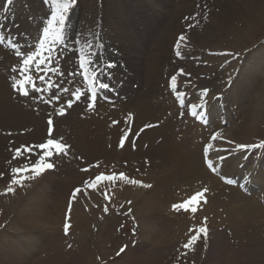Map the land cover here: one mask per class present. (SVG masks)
Listing matches in <instances>:
<instances>
[{
	"label": "rangeland",
	"instance_id": "rangeland-1",
	"mask_svg": "<svg viewBox=\"0 0 264 264\" xmlns=\"http://www.w3.org/2000/svg\"><path fill=\"white\" fill-rule=\"evenodd\" d=\"M231 4L254 5L257 8L250 16V12L245 15V12H248L247 6H242L241 16L234 13L230 17V25L236 27L238 31L229 30V25L224 23L218 26V30L211 28L209 24L213 23L214 12H221L220 5ZM7 5V0H0V36H4L6 41L13 39L21 43L25 40L35 43L38 32L42 31L40 21L50 18L51 4L45 3L44 0H13L11 5ZM262 16L264 18V0H78L65 30L66 43L71 46L73 40L79 35L88 36L89 30L94 29L104 44L103 49H97L98 53H102L100 58L118 62L117 68L112 70V80H116V84L118 82L124 84L119 88L124 97L121 104L110 108L96 102L95 106L104 107L98 108L97 117L91 118H89L88 110H85L86 101L75 100L71 95L72 92L81 89L77 53L65 50L62 46L57 47L59 56L57 52L53 53L54 60L58 59L55 66L63 75L43 70L40 73V70L33 67L30 74L33 76L34 85L42 91L33 93L32 85H27L30 96L25 98L18 95L11 87L13 76H19V73H14L12 68H20V58L15 56L7 42L0 44V173L3 174L0 175V220H2L0 221V247L2 246L0 264H7L5 262L8 260L4 250L9 251L7 247L9 243L5 244V242L12 241L18 245L21 240L33 245L34 249L21 244L24 250H29V257L32 258L30 264L38 259L46 262V258H51V261L47 259L48 263L45 264H264V217H260L263 215L264 206L260 200L254 199L255 193L249 199L241 195L236 188L220 189L221 185H217V188L212 189H219L215 198L211 202V197H205L206 202L202 201V204L209 206L210 211L216 209L218 205V208L213 211L222 213L226 210L224 205L233 201L244 210L242 216L238 215V218L243 219L239 227H232L227 222L225 225H219V219L214 218L213 222L216 223L210 224L207 240L201 238L190 249H184L182 245L187 242L185 237L188 234H194L190 233L189 229L196 228L194 219L199 218L197 213L193 215V225L184 211H176L174 219L168 217L169 211L166 209L154 212L155 215L152 214V210L147 213L138 210L139 214L134 212L133 200L137 206L143 197L141 192L150 190L151 187L143 191L139 190L136 184L116 180L115 182H99L96 188H86L77 193L71 204L79 203L81 212L89 219L88 226L91 233L86 239H79V229L74 230L75 210L71 209L72 206H70L69 216L64 219V212L59 213L58 201L56 203L51 201V198L64 199L62 198L65 196L64 189H67L69 194L72 187L84 184L89 173L82 171V166H92L96 163L99 165V158L106 157L108 162L115 160L116 164L130 162L129 165L134 166L133 170L141 171L142 169L146 174V178L143 179L152 183L154 179L164 175L161 172L166 165L162 169L161 163L165 161L168 154L165 153L168 151V141H173L171 148L174 147L180 151L181 158L185 152L183 150L186 148L189 150L194 146L190 143L189 136H185V140L184 137L181 138L173 132L174 129L177 130V126L174 128V126L170 127L169 122L164 123V118L171 109H162L157 103L161 100L165 104L174 106L171 96L164 97V90L168 75L171 73L175 75L177 71V83H179L177 88L187 91L189 100L201 103L206 98L202 96L204 87L209 90L210 95H220V98L216 97L217 100L220 99L218 102L220 109H217L214 99H208L207 103L212 109L213 118L210 119L209 125L215 121L219 127L214 113L223 109L230 114L223 125L225 130L217 134L220 141L214 140V146H223L229 140H235V143L241 144L259 143L260 140H264V102L260 98L262 95L260 85L264 81V25L260 21ZM251 17L255 21L258 20V23L253 19L247 23ZM245 35L255 37L257 41L246 51L253 52L254 55L247 57L244 66L241 65L242 58L239 56L217 54L238 53L237 47L243 48L254 41L251 38L239 39ZM180 36L186 39L180 41ZM88 38L91 39V36ZM176 40V47L173 50L172 46ZM201 40H205L209 46L216 44L218 50L207 51L210 53V58L204 48L205 52L194 46L200 44ZM177 51L180 52L179 56L176 54ZM217 65L219 68L215 71ZM44 67L46 66H41V68ZM181 69L190 75L179 74ZM69 73L76 74L70 76ZM121 76L122 78L118 79ZM40 77L44 79L41 80ZM197 77L206 80L203 86L197 82ZM193 80H196L197 87H194ZM50 84L62 85L70 89V92L62 93L55 86L49 88ZM55 95H59L60 100L53 99ZM33 96L36 99H33ZM163 97L165 101L161 99ZM49 100H51L50 103ZM69 100L73 101L71 108H67ZM62 107L65 108V114L61 116L58 112ZM110 109L111 113H109ZM252 112L258 113L256 118L253 117ZM247 116H250L252 122L247 134H237L241 137L228 139V129L244 122ZM49 119L53 120L51 138L58 140L62 138V142L70 146L69 150L67 149L68 154L73 150L74 157L71 153L73 159L67 155H53L51 161L55 165L54 169L48 170L40 178L35 179L36 182L28 180V184L25 181L22 186L13 185L14 191L8 192L7 188L12 179L11 169L26 163L25 157L29 155H31L32 163L38 159L36 154L27 152L23 157L13 159L15 149L26 145L29 141L41 143L49 138ZM170 121L173 123L172 119ZM82 123L88 125L83 126ZM152 123L158 126L149 128ZM74 127L77 128L76 134L71 131ZM79 134H82L80 135L82 138ZM84 138L87 140L84 141ZM81 139L84 140L81 141ZM122 140L123 147L120 146ZM219 143L222 145H218ZM199 146L201 147V144L196 145V151L201 162ZM224 146L231 147L235 151L234 145L227 143ZM220 153H215L214 157ZM254 154L253 157L258 155ZM168 156L170 158L171 155ZM160 158L164 160L161 159V162ZM228 158L226 165L230 164V167L234 166L235 161L237 165L240 164L242 159L240 154H238V160L235 156ZM73 162H75L74 165ZM246 163L247 167L252 168L251 174L256 177L251 179L255 184H250V187L253 186L254 192L257 187L263 189V171L258 166V161ZM175 169L179 175L180 172L181 174L188 172L181 171V166ZM247 174L250 177V173L247 172ZM201 177H203L202 174ZM182 178L180 175L177 183L172 184L171 194L175 195V190L177 192L181 187L180 184L186 183ZM186 180L192 181L189 178ZM220 190L221 194L218 193ZM19 197L22 198L23 203L28 202L30 206L39 204L42 208L43 205L45 210H50V215H54L53 218L34 219L32 225H24L22 222L18 225L10 224L11 219L13 221L15 219L13 213L7 214L8 216L2 219L4 207L15 204ZM245 199L249 204H245ZM239 200H241L240 203ZM51 204L56 210H51ZM64 205L69 207L67 203ZM113 206H116L115 209ZM105 207L111 209L105 212ZM22 210L25 215L30 213L29 206H25ZM59 214H62L61 219L56 217ZM113 214L116 215L114 219H112ZM211 214L214 213L211 212ZM157 217L161 219V222ZM64 221L66 224L69 222L67 233L63 227ZM144 221L152 224L151 228L154 225L157 231L152 234L143 233L141 225ZM159 228L162 230L158 231ZM167 230L171 231L168 234L170 236L167 235L169 233ZM123 243L127 245V248L120 252L118 248ZM20 261L26 263L23 259ZM39 263L43 262L39 261Z\"/></svg>",
	"mask_w": 264,
	"mask_h": 264
},
{
	"label": "snow or ice",
	"instance_id": "snow-or-ice-1",
	"mask_svg": "<svg viewBox=\"0 0 264 264\" xmlns=\"http://www.w3.org/2000/svg\"><path fill=\"white\" fill-rule=\"evenodd\" d=\"M45 3L51 4V15L46 21H40L42 25V31L38 32V35L35 39V43H31L25 40L23 43L18 40L7 39L4 36H0V44L5 42L8 43L9 48L14 52L15 56L20 58V68L16 67L12 68L14 73H19V76H13L11 87L18 93V95L22 97H29L30 91L27 85H32L31 91L33 93H40L42 91L41 88L36 87L34 85L33 76L30 74L33 71V67L37 70H43L46 72L57 73L59 75H63L62 72L55 66L58 63V59L53 58V53L57 52V47L62 46L65 50H70L78 54V62L79 68L82 70L81 74L83 78L88 83V92H82L80 89L72 92L71 95L75 97L76 100H80L81 96H84L86 100L89 101L88 107L92 109L95 107V102L98 98V93L100 90H103L105 93L104 99H108V93H113L116 91L114 85L106 82L102 77H107L108 80L112 78V70L116 69L118 66V62L116 60H103L100 58L102 53H98L97 49H103L104 44L97 32L92 29L89 30L88 36H91V39L86 35H79L72 42V45L69 46L66 43V27L70 19V15L74 7L76 6L78 0H44ZM13 0H7V4L11 5ZM186 38L184 36H180L179 40L184 41ZM177 56L180 55V52L177 51ZM218 55H226V56H239V53H217ZM57 56L59 53L57 52ZM51 65V66H49ZM41 66H46L41 68ZM181 75H190V73H185L183 69L180 70ZM76 73H69L68 75H75ZM43 80V77H40ZM171 87L173 89L177 86V77L173 75L170 80ZM53 86L59 88V91L62 93H69L70 89L64 88L62 85H49V88ZM208 89L202 90V96L206 97L208 94ZM183 95V94H181ZM59 95H55L53 99L60 100ZM33 99H36L33 96ZM49 103L51 100L48 101ZM207 101L200 105L201 109H203L206 105ZM73 104L72 100L67 102V108H71ZM195 105L192 106V114L195 116L197 112L195 111ZM59 115L65 114V108H60ZM202 120L205 118L204 115L200 117ZM48 124L50 126L49 138L44 143H40L38 145L32 146H21L20 148L15 149V156L13 159H17L23 157L25 152L29 154H36L38 159L32 163L31 155L25 157L26 163L22 164L19 167H14L11 169L12 179L7 188L8 192L14 191L13 185H21L25 180H35L40 178L45 172L48 170L54 169V163L50 162L51 157L53 155H66L67 149L70 147L69 145L62 142L61 139L51 138V126L53 125V120L49 119ZM213 139H216V136H213ZM226 143L230 145H234L236 151L246 152L251 150L264 149V140L260 143H252V144H241L235 143L234 141H226ZM121 147H123V140L121 141ZM223 151H228V149H224ZM245 159L247 157L245 156ZM219 161L225 160L224 156L218 157ZM207 167L216 171V162L212 160H207ZM82 171H89L88 168L82 169ZM0 175H3L0 173ZM251 179H255L251 173L249 174ZM116 180H123L127 183L132 184H141V181L131 180L124 173H112V174H98L96 175L90 182L85 181L86 188H96L98 182H115ZM224 180L227 184L232 185L236 184L237 181L234 179L228 178L224 176ZM144 187H150V185H143ZM81 189L77 188L73 192V199L76 198V194L80 193ZM207 189H202L201 191L192 193L186 200H182L179 203L173 204L172 207L175 211H185L191 212L195 214L201 204V202H206L205 193ZM105 212L108 211L107 207L104 209ZM207 218H204L202 225L198 228L189 229L190 233H194L189 236L187 242L182 245L184 249H190L198 240L201 238L207 240L208 238V228L206 226ZM68 225H65V232L67 233ZM125 250L124 247H121L120 252Z\"/></svg>",
	"mask_w": 264,
	"mask_h": 264
},
{
	"label": "bare ground",
	"instance_id": "bare-ground-1",
	"mask_svg": "<svg viewBox=\"0 0 264 264\" xmlns=\"http://www.w3.org/2000/svg\"><path fill=\"white\" fill-rule=\"evenodd\" d=\"M221 6V8H222V10H221V12L219 13V11H217L218 13H216V12H214V14L212 15V16H214L213 18V23H212V25L211 24H209L210 25V27L212 28H215V29H217L218 30V26L220 25H222L223 23L224 24H227V25H229V30L231 29L233 32L234 31H238V29L236 28V27H234V26H232V25H230V17L231 16H233L234 15V13H236V14H239L238 16H241L242 15V6H244V7H246V9H248V12H245V15L247 14V13H249L250 12V16L253 14V13H255V8H257V6H254V5H220ZM192 8V7H191ZM245 9V8H244ZM235 11V12H234ZM222 14V15H221ZM239 19V18H238ZM253 18L251 17V18H249L248 19V22L247 23H249L251 20H252ZM232 20V19H231ZM245 20V19H244ZM254 20V19H253ZM125 21V20H124ZM255 21V20H254ZM261 22H262V24L264 25V18H263V16H262V18H261V20H260ZM256 23H258V20L257 21H255ZM261 24V25H262ZM208 25V26H209ZM223 28H225V27H223ZM220 29V28H219ZM111 30V29H110ZM180 30V29H179ZM227 32V31H226ZM231 32V31H230ZM172 36V35H171ZM206 38V37H205ZM253 39L254 41L251 43V44H249V45H246L245 47H243V48H239V47H237L236 48V52H238L239 53V57L240 58H242V62H241V65L242 66H244L245 65V62H246V59H247V57H252L253 55H254V53L252 52V53H249V52H246V51H248V48L250 47V46H252V45H254V44H256L255 42L257 41L256 40V38L255 37H250L249 35H245L243 38L241 37V38H239V39H242V40H244V39ZM238 39V40H239ZM210 43V42H209ZM194 46H196V47H198V48H201V49H205L206 50V52H205V50H204V52L205 53H208L207 51H213V50H218V48H217V46H216V44L215 45H210L209 46V44H207V42H205V40H201L200 41V44H195ZM246 48V49H245ZM219 49H222V48H219ZM224 49H226V48H224ZM202 50V51H203ZM203 52V53H204ZM215 52V51H214ZM213 52V53H214ZM210 53H208V55H209ZM212 54V53H211ZM261 54V53H260ZM207 55V54H206ZM207 55V56H208ZM206 56V57H207ZM256 56H259V54H256ZM165 58L167 57V56H164ZM164 57H162V58H164ZM209 58L211 57L210 55L208 56ZM207 57V58H208ZM209 58H208V60H209ZM207 60V61H208ZM204 61V60H203ZM253 62H255L254 60H252ZM250 62H251V60H250ZM221 64V63H220ZM219 65V64H218ZM217 65V69L215 70V71H217L218 70V68H219V66ZM222 65V64H221ZM204 67V66H203ZM204 69V68H203ZM214 69H215V67H214ZM200 70H201V68H200ZM246 71V70H245ZM243 73V72H242ZM246 73V72H245ZM246 77V76H245ZM197 79H198V83H200V85L201 86H203L204 85V83L206 82V80L205 79H199L198 77H197ZM183 80V79H182ZM181 80V81H182ZM243 80V79H242ZM249 80H250V78H249ZM256 80V79H255ZM196 82V80H193V84H194V86L195 87H197V84L195 83ZM262 83V82H261ZM260 83V84H261ZM258 87V86H257ZM233 88V87H232ZM260 89H261V100H262V102H264V81H263V83L260 85ZM209 93V92H208ZM210 95V94H209ZM210 97H213V95H211ZM259 106V105H258ZM143 107V106H142ZM260 108V107H259ZM143 110V109H142ZM145 112V111H144ZM143 112V113H144ZM252 115H253V117L254 118H256V116L258 115V113L257 114H255L254 112H252ZM189 120V119H188ZM252 122H251V120H250V116H247V118L245 119V121L244 122H241L240 124H238V125H233L232 126V128L231 129H228L229 130V132H227V133H229L228 135L229 136H227V138L229 139H232L233 137H235V138H238V137H241V136H238L237 134H244V133H246L247 134V132H248V130L250 129V127H251V124ZM83 124V126H85L86 124H84V123H82ZM191 124L193 125V126H196L195 128H193V129H190V130H188L187 132H186V134H189L191 131L193 132L190 136H189V139H190V143H193L194 144V146L193 145H191V146H193V147H191V149H187L186 148V150H183V151H185L184 152V154H183V156H182V158H181V155H180V151H177L176 150V148H171L172 146H171V142H173V141H171V142H167V146H168V151L167 152H165V153H168L167 154V156H166V159H165V161L163 162V163H161V167H162V169H163V166H165V169H164V171H162L161 173L162 174H164L163 176H165V178H163V176L161 175L159 178H157L156 180H155V185H153V181H152V185L151 186H155V187H153V190L152 189H150V190H146V191H148V192H141V193H143V197H142V199L140 200V202H139V204L136 206L135 205V201L133 200V203H132V205H133V210H134V212L136 213V214H139V211L138 210H140V211H142L143 213H147V212H151V210L153 211L152 212V214L153 215H155V213L154 212H160V211H164L165 209H167V208H169V205L171 204V203H173L175 200H177V199H175V198H171V192H170V187H171V184H173V183H177L176 181H178L179 179V177H180V175H181V177H183L182 179L184 180V181H186V182H188L187 180H186V178H189L190 180H192V182L191 181H189V183H192V185H194V182L193 181H198L196 178L197 177H199V179H202L203 181H204V183H208V184H210V188L211 189H207V188H205L204 187V189H207V192L204 194L205 195V197H211L212 195V193H215V192H217L216 190H219V189H216V190H212V189H214V188H217V185H221V187H223V188H225L224 186H222V184L220 183V181H218V178H216L213 174H211V173H208L206 170H205V167L203 166V164H202V160H201V162L199 161V155H198V151H196L197 150V147H196V143H195V141H194V139H198V137H201V135H199V133L201 132V130H202V132H203V130H204V127H201V130H199L200 128V126H199V124H197L196 122L195 123H190L188 126H186L187 128H190V126H191ZM212 126H213V128L215 129V127L214 126H216V128H218V126L216 125V122L215 121H212ZM88 125V124H87ZM86 125V126H87ZM77 126H80L79 124H77ZM207 127L209 126V125H206ZM71 129V128H70ZM70 129H69V131H70ZM74 129H76L75 131H74ZM225 129H223L221 132H223ZM227 130V131H228ZM73 133H75L76 131H77V128L76 127H74L73 128V130H71ZM79 132V131H78ZM81 132H82V130H81ZM201 132V133H202ZM72 133V134H73ZM77 133V132H76ZM75 133V134H76ZM200 133V134H201ZM70 135V134H69ZM74 135V134H73ZM82 136V134H79V137H81ZM231 135H232V137H231ZM173 136V135H172ZM220 136V135H219ZM225 136V135H224ZM78 137V138H79ZM84 137V136H83ZM162 137H163V135H162ZM82 138V137H81ZM85 139V138H84ZM84 139H81V141H83ZM151 139V138H150ZM170 139V138H169ZM173 139V138H172ZM171 139V140H172ZM216 139L218 140V141H220V137H217V135H216ZM215 139V140H216ZM87 139H85L84 141H86ZM163 140V139H162ZM185 140H186V138H185ZM188 140V139H187ZM199 140V139H198ZM183 141V140H182ZM222 141V140H221ZM235 141V140H234ZM175 142V141H174ZM186 142V141H185ZM189 142V141H188ZM226 143V142H225ZM227 144V143H226ZM226 144H224V145H226ZM82 145V144H81ZM187 145V144H186ZM84 147H85V145H83ZM83 146H81V148L83 147ZM174 146H176V145H174ZM183 146V145H182ZM189 146V145H188ZM198 146V145H197ZM177 147V146H176ZM181 147V146H180ZM184 147V146H183ZM186 147V146H185ZM214 147H217V146H214ZM219 147V146H218ZM161 148H162V146H161ZM178 148V147H177ZM225 148H227V146H225ZM84 149V148H83ZM155 149V148H154ZM215 149V148H214ZM228 149V148H227ZM230 150H232L233 148H229ZM153 150V149H152ZM182 151V152H183ZM193 151V152H192ZM221 153L223 152V151H220ZM229 152V151H228ZM148 153H149V151H148ZM189 153H191V154H189ZM156 154V153H155ZM238 154H240L241 155V162H245V160H244V154H245V152H240V153H238ZM152 155V154H151ZM163 155V154H162ZM168 155H171L170 156V158H169V156ZM157 156V155H156ZM164 156V155H163ZM134 157H136V155L134 156ZM150 157V156H149ZM158 157V156H157ZM128 158V157H127ZM131 158H133V157H131ZM165 158V157H164ZM152 159V158H151ZM161 159H162V161L164 160L163 158H160V161H161ZM228 157L227 158H225V160H223L222 161V168H221V170H220V173H222V174H224V173H226V174H232V175H236L237 173H238V169L236 168V166H237V163H235L234 164V166H232V167H230L229 165L230 164H228V165H226V163H227V161H228ZM149 160V159H148ZM230 160H231V158H230ZM161 161V162H162ZM150 162V161H149ZM153 162H154V160H153ZM156 163V162H155ZM154 164V163H153ZM157 164V163H156ZM149 165V164H148ZM153 166V165H152ZM179 166H181V171H185V172H187L186 174H181V172H180V175H179V173H178V171L175 169V167L176 168H178ZM159 167V166H158ZM157 168V167H156ZM158 169V168H157ZM152 171V170H151ZM224 172V173H223ZM153 173H157V172H153ZM158 173H159V171H158ZM201 174L203 175V177L201 178ZM48 175V174H47ZM184 175H187V177L185 176L184 177ZM159 176V175H158ZM179 176V177H178ZM50 180V179H49ZM251 180V179H250ZM9 181V180H8ZM26 182L28 181V180H25ZM25 181H23V182H25ZM159 181V183H157ZM34 182H36L35 180H34ZM50 182V181H49ZM141 182H142V184L139 186V185H136L137 186V188L140 190V189H142L143 191H144V189H145V187L143 186V185H145V184H147L149 181H145V179L143 180V179H141ZM183 182V181H182ZM189 183H187V184H189ZM252 183H254L253 181H250V184L251 185H254V184H252ZM27 184H28V182H27ZM31 185V184H30ZM181 185V184H180ZM43 186V185H42ZM45 186V185H44ZM43 186V187H44ZM15 187V186H14ZM220 187V189H222ZM172 188V187H171ZM203 188V187H202ZM37 189V188H36ZM149 189V188H148ZM212 190V191H211ZM262 190V189H261ZM67 192H68V190L67 189H64V193H65V196H63L62 198H64V199H61V198H57V199H54V198H51V201H52V203H56V201H58L57 203L59 204V207H58V210H60V212L59 213H63L64 212V210H65V205L64 204H66V202H67V198H68V194H67ZM191 193V192H190ZM219 194H221V190L218 192ZM209 194H210V196H209ZM224 194V193H223ZM24 195V194H23ZM30 195V194H29ZM125 195V194H124ZM47 197L49 196V195H46ZM212 198V197H211ZM31 199V198H30ZM247 199V198H246ZM245 199V204H249L248 203V200H246ZM250 199V198H249ZM180 200V199H179ZM244 200V199H243ZM63 201V202H62ZM78 202V201H77ZM212 202V201H211ZM233 202V201H232ZM232 202H230L228 205L226 204V205H224V203H223V205L225 206H223L222 204V206L224 207V209H226V210H223V212L221 213H219V212H216V211H210L211 209L209 208V206H207V205H204V204H200V206H199V208H198V210H197V216L199 215V218L197 219V218H195L198 222H203L204 221V218L206 217L207 218V223L206 224H208L209 225V227H211L210 226V224H214L215 225V221L213 222V219L214 218H218L219 219V222L220 223H218L219 225H222V224H225L226 222L228 223V225H232V227H239L240 226V222H241V220L243 219V218H238V215L240 214L241 216L243 215V209H242V207L241 206H238V205H236V203L234 204V202L232 203ZM241 202V200H239V203ZM28 202H24L23 203V201H22V198L21 197H19L18 198V200L16 201V203L15 204H9V205H6L5 207H4V210L2 211L3 212V216L1 215V218L2 219H4V217H6V216H8L7 214H9V213H13L14 214V217H15V219H14V221H13V219H11V223L10 224H12V225H18L20 222H22V224H24V225H32V220H37L38 218H41V219H46L47 220V218H53V216L52 215H50L49 213H50V210H45L43 207V205H42V208H40V205L39 204H35V205H29V204H27ZM114 203V202H113ZM166 203H167V205H166ZM81 204V203H80ZM115 204V203H114ZM174 204V203H173ZM212 204V203H211ZM210 204V205H211ZM214 204V203H213ZM212 204V205H213ZM52 205V207H51V210H54L55 209V207L53 206V204H51ZM108 205V204H107ZM202 205V206H201ZM242 205V204H241ZM25 206H29L30 207V213L29 214H24L23 213V208L25 207ZM71 206H72V208L71 209H73V211L75 212V215L73 214V216H75V218L73 219L74 220V224H73V226H74V230H76V229H79V231H80V237H79V239H86V237L91 233V231H90V227L88 226V225H90V222H89V219L87 218V216L83 213V212H81V210H80V208H79V203L78 204H71ZM138 206H140V207H138ZM207 206V207H206ZM262 206H264V203L262 202ZM116 207V206H115ZM115 207L113 206V209H115ZM110 208V207H109ZM108 208V209H109ZM119 208V207H118ZM201 208V209H200ZM111 209V208H110ZM164 209V210H163ZM264 209V208H263ZM262 209V210H263ZM56 210V209H55ZM220 210V209H219ZM111 212V211H110ZM211 212H213L214 214H211ZM113 213V212H112ZM229 213V214H228ZM246 214V213H245ZM258 214V213H257ZM263 215H260V217H264V212L262 213ZM114 216H116V215H114L113 214V217H112V219H114ZM201 216H202V220H201ZM247 216V215H246ZM56 217H60V219L62 218V214L60 215L59 214V216H56ZM240 217V216H239ZM116 218V217H115ZM158 218V220L161 222V219L159 218V217H157ZM6 219V218H5ZM64 219H65V217H64ZM194 219V220H195ZM56 220V219H55ZM59 220V219H58ZM63 220V219H62ZM71 220V219H70ZM258 220V219H257ZM1 222H2V220H0ZM256 221V220H255ZM62 222V221H61ZM175 222V221H174ZM53 223V222H52ZM58 223V222H57ZM249 223H251V222H249ZM63 224V223H62ZM180 224V223H179ZM182 224V223H181ZM194 224V223H193ZM195 224L197 225L198 223L197 222H195ZM151 225L152 224H147L145 221L142 223V225H141V230H142V232L143 233H147V234H152L154 231H157L156 230V228H155V226L153 225L152 226V228H151ZM59 226H61V225H59ZM72 226V227H73ZM182 226V225H181ZM71 227V226H70ZM178 227V226H177ZM174 228V227H173ZM162 229L161 228H159L158 229V231H161ZM171 230H172V228H171ZM179 230H180V228H179ZM184 230V229H183ZM169 233H167V235L168 234H170V230H167ZM173 231V230H172ZM184 232V231H183ZM178 234V233H177ZM168 236H170V235H168ZM5 237V236H4ZM23 237V236H22ZM3 239V238H2ZM18 239V238H17ZM34 238H32V240H33ZM26 240H28V239H26ZM25 240V241H26ZM0 241H1V239H0ZM79 241V240H78ZM15 242V241H14ZM20 242V241H19ZM32 242V241H31ZM4 243V242H3ZM6 243H9L8 245H7V247L9 248L8 250L9 251H7L6 249L4 250V253H5V256H6V259H8L5 263H7V264H30L31 262V259L32 258H30L29 257V250H24V247H23V245H21V244H24V245H26V246H30L31 248H33V245L31 244L30 245V242H29V244L28 243H25L24 242V240H21V242H20V244H18L17 245V243L15 242V243H13L12 241H9V242H5V244ZM4 244V245H5ZM34 245H36L37 246V244H34ZM2 247V246H1ZM1 247H0V250H1ZM14 247V248H13ZM35 247V246H34ZM17 248V249H16ZM27 248V247H26ZM34 249V248H33ZM33 249H31V250H33ZM30 250V251H31ZM20 255V256H19ZM53 258V257H52ZM21 259H23V260H25V262L26 263H24V261L23 262H21L20 260ZM47 259H49L50 261H51V258H46V262L44 261V260H40V259H38L37 261H35V262H32L33 264H45V263H48L47 262ZM54 259V258H53ZM39 261L40 262H43V263H39Z\"/></svg>",
	"mask_w": 264,
	"mask_h": 264
}]
</instances>
